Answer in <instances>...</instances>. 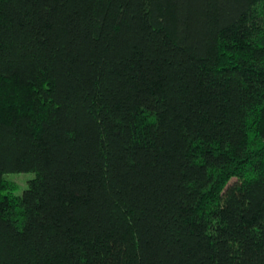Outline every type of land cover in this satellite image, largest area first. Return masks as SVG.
Segmentation results:
<instances>
[{
  "label": "trees",
  "instance_id": "trees-1",
  "mask_svg": "<svg viewBox=\"0 0 264 264\" xmlns=\"http://www.w3.org/2000/svg\"><path fill=\"white\" fill-rule=\"evenodd\" d=\"M0 264H264V0H0Z\"/></svg>",
  "mask_w": 264,
  "mask_h": 264
},
{
  "label": "rangeland",
  "instance_id": "rangeland-1",
  "mask_svg": "<svg viewBox=\"0 0 264 264\" xmlns=\"http://www.w3.org/2000/svg\"><path fill=\"white\" fill-rule=\"evenodd\" d=\"M34 176L35 174L32 172L5 174L6 179L11 180L16 184L17 186L15 191L16 194H22L24 190L28 187L29 180L32 179Z\"/></svg>",
  "mask_w": 264,
  "mask_h": 264
}]
</instances>
